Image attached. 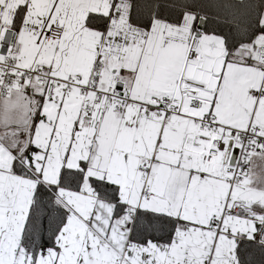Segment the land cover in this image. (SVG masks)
I'll use <instances>...</instances> for the list:
<instances>
[{
    "label": "snow or ice",
    "instance_id": "6c2138e0",
    "mask_svg": "<svg viewBox=\"0 0 264 264\" xmlns=\"http://www.w3.org/2000/svg\"><path fill=\"white\" fill-rule=\"evenodd\" d=\"M250 249L264 0H0V264H256Z\"/></svg>",
    "mask_w": 264,
    "mask_h": 264
},
{
    "label": "trees",
    "instance_id": "16d2710c",
    "mask_svg": "<svg viewBox=\"0 0 264 264\" xmlns=\"http://www.w3.org/2000/svg\"><path fill=\"white\" fill-rule=\"evenodd\" d=\"M248 255L256 261V264H261V261H264V255L261 254L259 249H250Z\"/></svg>",
    "mask_w": 264,
    "mask_h": 264
}]
</instances>
